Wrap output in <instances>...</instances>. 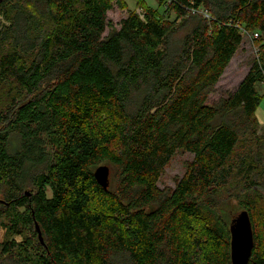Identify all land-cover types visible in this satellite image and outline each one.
I'll use <instances>...</instances> for the list:
<instances>
[{
  "label": "trees",
  "instance_id": "trees-1",
  "mask_svg": "<svg viewBox=\"0 0 264 264\" xmlns=\"http://www.w3.org/2000/svg\"><path fill=\"white\" fill-rule=\"evenodd\" d=\"M136 5L115 27L113 0H0V264H232L233 218L219 211L231 190L247 264H264V0ZM254 33L248 72L208 102ZM184 152L183 176L160 189Z\"/></svg>",
  "mask_w": 264,
  "mask_h": 264
},
{
  "label": "rangeland",
  "instance_id": "rangeland-1",
  "mask_svg": "<svg viewBox=\"0 0 264 264\" xmlns=\"http://www.w3.org/2000/svg\"><path fill=\"white\" fill-rule=\"evenodd\" d=\"M121 5L115 3L113 0V7L107 12V21L115 27H118L119 21L126 17L129 11L140 12V7H137L136 0H120ZM145 2L152 8L157 9L158 12L163 11V6H160V0H145ZM174 14L171 13V18ZM180 22V21H179ZM178 22V23H179ZM196 23V18L182 19L178 24L176 32L170 36V47L176 49L180 44L184 35L189 32ZM108 27L105 30L104 35L108 31ZM170 48V49H171ZM255 49L252 45L251 38L246 34L242 36V42L231 58L229 64L225 68L223 74L219 78L216 85L213 87V91L208 96V102L214 103L221 97H226L229 92H233L243 77L248 72L252 59L255 58ZM259 94L262 96L259 107L255 112V116L258 119V130L260 133H264V84L257 86ZM192 159V154L188 152L177 153L173 156L172 160L165 167L163 173L161 174L157 185L160 189L173 188L176 181L181 178L186 170V165ZM1 192V189H0ZM260 193H264V183L259 188ZM234 194L231 196L230 194ZM229 195H225L223 200L220 202L223 205L220 206V213L226 217L234 218L240 211L238 199H236V192L231 190ZM2 239V230L0 229V241ZM16 239L20 240L19 237Z\"/></svg>",
  "mask_w": 264,
  "mask_h": 264
},
{
  "label": "water",
  "instance_id": "water-1",
  "mask_svg": "<svg viewBox=\"0 0 264 264\" xmlns=\"http://www.w3.org/2000/svg\"><path fill=\"white\" fill-rule=\"evenodd\" d=\"M94 177L97 183L106 189L109 185V168L105 165L98 166L94 171ZM35 228L38 231L39 240L42 242V236L37 224H35ZM230 231L232 264H247L252 246V234L245 212L240 213L232 219Z\"/></svg>",
  "mask_w": 264,
  "mask_h": 264
},
{
  "label": "built area",
  "instance_id": "built-area-1",
  "mask_svg": "<svg viewBox=\"0 0 264 264\" xmlns=\"http://www.w3.org/2000/svg\"><path fill=\"white\" fill-rule=\"evenodd\" d=\"M246 35H247L248 37H250V38H251V37H252V38L257 37V34H255V33H254L253 35H249V34H246Z\"/></svg>",
  "mask_w": 264,
  "mask_h": 264
}]
</instances>
